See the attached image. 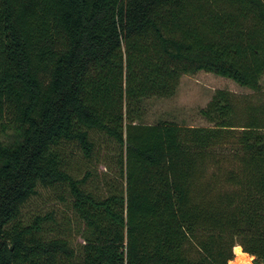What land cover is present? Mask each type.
<instances>
[{
	"label": "trees",
	"instance_id": "16d2710c",
	"mask_svg": "<svg viewBox=\"0 0 264 264\" xmlns=\"http://www.w3.org/2000/svg\"><path fill=\"white\" fill-rule=\"evenodd\" d=\"M203 69L261 90L264 0H0V264H264V102L229 90L210 124L142 120L146 99ZM117 145L120 184L99 193L63 146ZM59 187L82 242L24 206Z\"/></svg>",
	"mask_w": 264,
	"mask_h": 264
},
{
	"label": "rangeland",
	"instance_id": "374dc122",
	"mask_svg": "<svg viewBox=\"0 0 264 264\" xmlns=\"http://www.w3.org/2000/svg\"><path fill=\"white\" fill-rule=\"evenodd\" d=\"M260 84L261 90L257 91L241 86L231 78L203 69L182 73L173 94L146 99L142 120L155 122L158 119H168L188 125L210 124L201 114L200 108L205 106L217 89L229 90L236 102L238 112L242 114L246 103L264 102V74L260 78ZM94 137L96 148L91 160L86 159L72 143L63 146V153L67 156L69 168L78 177H82L87 169L90 170L91 174L84 186L103 194L108 192V184L116 186L121 182L117 161L119 149L103 135L94 132ZM60 192L59 187L39 188L37 196L24 206V221H29L35 212L53 209L56 222L49 224V229L43 231L44 235L50 237L54 233L71 234L73 244H79L82 242L83 225L72 210L70 199L64 201L57 198ZM241 249L242 247L238 248V252ZM244 252L247 255V261L251 260V255ZM236 254L233 258L237 256ZM252 264H255L254 261Z\"/></svg>",
	"mask_w": 264,
	"mask_h": 264
},
{
	"label": "bare ground",
	"instance_id": "6f19581e",
	"mask_svg": "<svg viewBox=\"0 0 264 264\" xmlns=\"http://www.w3.org/2000/svg\"><path fill=\"white\" fill-rule=\"evenodd\" d=\"M238 248L241 247H237L236 251H237V256L233 259H231L229 264H242L243 261H247V255L245 252L242 251V249L238 252Z\"/></svg>",
	"mask_w": 264,
	"mask_h": 264
},
{
	"label": "clouds",
	"instance_id": "9594fccd",
	"mask_svg": "<svg viewBox=\"0 0 264 264\" xmlns=\"http://www.w3.org/2000/svg\"><path fill=\"white\" fill-rule=\"evenodd\" d=\"M251 255V254H249ZM256 259V257L254 255H251V260L248 261H243L242 264H252V261H254Z\"/></svg>",
	"mask_w": 264,
	"mask_h": 264
},
{
	"label": "built area",
	"instance_id": "2783aa9c",
	"mask_svg": "<svg viewBox=\"0 0 264 264\" xmlns=\"http://www.w3.org/2000/svg\"><path fill=\"white\" fill-rule=\"evenodd\" d=\"M236 247H238V245H235V248H236ZM235 253H237L236 249H235ZM232 259H233V258H232ZM124 264H126V263H124ZM228 264H229V261H228Z\"/></svg>",
	"mask_w": 264,
	"mask_h": 264
},
{
	"label": "crops",
	"instance_id": "0c3cea01",
	"mask_svg": "<svg viewBox=\"0 0 264 264\" xmlns=\"http://www.w3.org/2000/svg\"><path fill=\"white\" fill-rule=\"evenodd\" d=\"M239 247H241L240 245H238ZM243 251V250H242ZM244 252V251H243ZM237 255V254H236ZM231 259L229 260V263H230Z\"/></svg>",
	"mask_w": 264,
	"mask_h": 264
}]
</instances>
